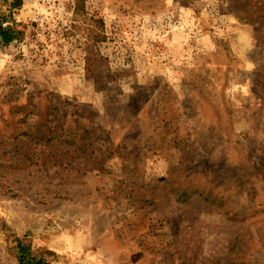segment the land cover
I'll list each match as a JSON object with an SVG mask.
<instances>
[{
  "label": "rangeland",
  "instance_id": "374dc122",
  "mask_svg": "<svg viewBox=\"0 0 264 264\" xmlns=\"http://www.w3.org/2000/svg\"><path fill=\"white\" fill-rule=\"evenodd\" d=\"M0 0V264H264V0Z\"/></svg>",
  "mask_w": 264,
  "mask_h": 264
},
{
  "label": "trees",
  "instance_id": "16d2710c",
  "mask_svg": "<svg viewBox=\"0 0 264 264\" xmlns=\"http://www.w3.org/2000/svg\"><path fill=\"white\" fill-rule=\"evenodd\" d=\"M6 1V0H3ZM20 4L19 0L12 1V7ZM0 19V47L19 39L21 32L15 26L3 25ZM17 264H50V262L32 252L31 246L21 239H15Z\"/></svg>",
  "mask_w": 264,
  "mask_h": 264
},
{
  "label": "built area",
  "instance_id": "2783aa9c",
  "mask_svg": "<svg viewBox=\"0 0 264 264\" xmlns=\"http://www.w3.org/2000/svg\"><path fill=\"white\" fill-rule=\"evenodd\" d=\"M74 264H85L82 260H77Z\"/></svg>",
  "mask_w": 264,
  "mask_h": 264
}]
</instances>
